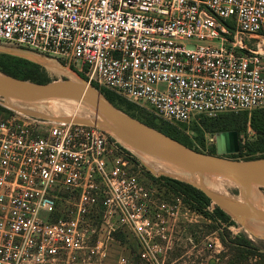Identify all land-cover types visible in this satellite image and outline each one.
Wrapping results in <instances>:
<instances>
[{
    "label": "built area",
    "instance_id": "2783aa9c",
    "mask_svg": "<svg viewBox=\"0 0 264 264\" xmlns=\"http://www.w3.org/2000/svg\"><path fill=\"white\" fill-rule=\"evenodd\" d=\"M0 46L79 62L89 84L190 134L264 109V0H0ZM4 108L0 264H78L99 221L109 238L146 233L148 176L109 133ZM254 138L248 124L240 141Z\"/></svg>",
    "mask_w": 264,
    "mask_h": 264
},
{
    "label": "rangeland",
    "instance_id": "374dc122",
    "mask_svg": "<svg viewBox=\"0 0 264 264\" xmlns=\"http://www.w3.org/2000/svg\"><path fill=\"white\" fill-rule=\"evenodd\" d=\"M0 52L38 64L41 67L42 73L52 81H83L77 73H85L86 71V66L79 62L69 64L66 61L40 57L22 49L0 46ZM52 61H55L57 64ZM83 82L89 84L88 81ZM89 85L92 87L91 84ZM92 91L95 92L94 90ZM97 92L101 94L99 90ZM16 102L21 103L18 100ZM2 104L4 105L3 101H0V107L4 108ZM62 104L65 106V110L72 116L94 115L92 111L75 103L62 100ZM115 104L123 113L130 112L136 119L141 121L146 119V116L136 108V110L130 108L129 105L118 100L115 101ZM22 105H18L17 108L21 109ZM22 109L42 112L41 109H30L26 108L25 105H23ZM8 111V113L0 111V118L6 117L10 113V110ZM185 134L188 139L193 141L196 147H199L189 130ZM110 136L119 143L118 138ZM204 139L205 150L215 148V144L209 143L205 136ZM120 146L125 149L121 144ZM126 151H129L133 157L135 156L134 159L142 172H147L156 179L165 177L169 179L174 178L173 180L177 181L183 180V182L202 183L206 189L220 196L222 199L237 198V202L233 203L237 210H242L246 213L253 212L252 207L241 199L243 196L240 193L239 186L231 180L223 179L225 177L222 178V176L214 175V177L202 178L195 182L191 179L173 176L169 171L157 168L153 163L142 160L134 152L128 149ZM147 169L164 175H153V172L151 173ZM139 178L142 184L145 183L143 182L144 174ZM246 186L259 196L254 197L251 195L250 198L264 204V188L254 183ZM146 187L150 192V200L146 203V216L149 219L148 226L144 227L146 233L141 232L139 236H136L129 228L125 227L124 230H116L109 238L106 226L99 221L97 227L100 228L103 225L102 229L104 231L101 232V238L94 239L90 243L91 247H95L94 253L92 254L89 251L88 254L78 257L76 260L78 264H229V262L235 264L237 258H231L221 241V235H225L226 230L230 233L229 237H225L227 241L237 236H242L251 241L259 250L264 251V231L256 228L249 221L250 217L245 218L246 220L241 224L237 218L228 215L232 223L215 227L216 222L212 218L197 213L189 205L183 203L178 197L167 191L160 182L148 178ZM242 188H246L245 184H242ZM216 207L217 205L211 202L206 210L210 215H214ZM255 210L261 212L257 208ZM222 253H226L224 257H220ZM254 258H250L249 264H255L257 259L254 260ZM241 264H245V262L242 261Z\"/></svg>",
    "mask_w": 264,
    "mask_h": 264
},
{
    "label": "water",
    "instance_id": "95a60500",
    "mask_svg": "<svg viewBox=\"0 0 264 264\" xmlns=\"http://www.w3.org/2000/svg\"><path fill=\"white\" fill-rule=\"evenodd\" d=\"M10 99L26 103L48 100H83L94 110L95 115L101 119V122L80 119H56L51 115L43 116L27 110L18 111L8 107L5 103L4 106L23 115L37 117L45 121L73 123L95 127L107 133L111 132L128 146L167 161L191 173L224 176L243 185L254 183L264 188V160L241 161L227 158V156L239 153V139L235 131L215 134L214 155L196 151L166 137L141 121L118 110L94 87L81 80L78 82L56 80L47 84H38L0 72V100ZM185 183L201 191L220 210L237 218L241 224L246 220L245 218L249 217L264 222V213L262 212L253 211L246 213L242 210L234 209L228 201L208 191L202 183L199 185Z\"/></svg>",
    "mask_w": 264,
    "mask_h": 264
},
{
    "label": "trees",
    "instance_id": "16d2710c",
    "mask_svg": "<svg viewBox=\"0 0 264 264\" xmlns=\"http://www.w3.org/2000/svg\"><path fill=\"white\" fill-rule=\"evenodd\" d=\"M85 70V73H77V75L80 77V79L87 82V68H85ZM0 72L14 78L31 81L38 84H47L52 82V80H50L42 73L41 67L38 64L2 52H0ZM91 85L95 89L99 90L104 98L118 110L122 111L115 104L116 100L121 101L129 105L130 108L135 109L134 106L117 98L112 93L99 89L98 86L93 83H91ZM0 111L7 113L9 112L7 109L2 107H0ZM139 112L146 116V119H144L143 121L137 119L138 121H141L150 128L189 148L212 155L215 154V148L205 150L204 133L217 134L222 132L235 131L237 132L239 139V153L237 155L227 156V158L241 161L264 160V109L254 111L250 115H248L247 113L221 115L215 120L203 122V131L196 126L192 127L191 130L193 131V136L199 147H196L193 141L191 139H188L185 134V129H178L162 121L156 120L154 117L149 116L143 111ZM125 113L130 117L136 119L132 114H130V112ZM248 124L250 128L255 132V138L242 143L240 141V136L242 133L246 132ZM124 151L130 154L126 151V149ZM146 174L150 180L160 182L163 187L167 189V191L178 197L183 203L189 205L197 213L202 216H208L212 218L213 221L216 222L215 227H219L222 224L232 223L229 216L226 215L218 207H216V213L214 215H210L206 209L211 204V201L195 187L182 181H177L165 177L156 179L150 176L149 173L146 172ZM152 174L156 175L154 173ZM226 236H230V233L227 230L225 231V235H221V241L224 247L229 252L231 258H237L235 264H241L242 261H244L245 264H249V260L251 257H255L254 260L257 259V261H255V264H264V251L259 250L251 241L242 236H237L227 241L225 239ZM225 254L226 253H222L220 257H224ZM229 264L233 263L229 262Z\"/></svg>",
    "mask_w": 264,
    "mask_h": 264
},
{
    "label": "bare ground",
    "instance_id": "6f19581e",
    "mask_svg": "<svg viewBox=\"0 0 264 264\" xmlns=\"http://www.w3.org/2000/svg\"><path fill=\"white\" fill-rule=\"evenodd\" d=\"M52 62L56 63L55 61H52ZM70 81L78 82V81H75V80H70ZM66 101H69V102L75 103L77 105L83 106V107L87 108L88 110L92 111L94 113V115H91V116H80V117L72 116V115H70L65 110V108H64L65 106L62 104V100H48V101L36 102V103H26V102H22L21 101V103H20V102H16L15 99H10V100L3 101V103H5L8 107H11L12 109H15V110H18V111H22L23 110L22 109L23 105H25L26 108H30V109H41L42 112L32 111V110H27V111L34 112V113H39V114H42L43 116L51 115V116H53L56 119H70V120H72V119H80V120H85V121L88 120V121L101 122V119L98 118L95 115L94 110L87 103H85L83 100H80V101H78V100L77 101H74V100H66ZM21 104H23L22 107H21V109H18L17 108L18 105H21ZM109 134L112 135V136H114V137H116V138H118L117 136H115L111 132H109ZM119 143L125 149H128V150L134 152L135 154H137L142 160H145L148 163H153L154 165H156L157 168H162L164 170L169 171L170 174L173 175V176L180 177V178H185V179H191L192 181H195V182L198 181V180H200V179H202V178L214 177V174H207V173H204V174H196V173H191V172H189L187 170H184V169H182L180 167H177V166H175V165H173V164H171V163H169L167 161H164V160L159 159V158H157L155 156H152L150 154H147V153L141 152L139 150H136V149L128 146L127 144H125L120 139H119ZM148 170L151 171V172H153V173H155L151 169H148ZM155 174L164 175L162 173H155ZM216 177H218V176H216ZM223 177L224 176H222V178ZM170 178H172V177H170ZM226 178L227 177H225L223 179H225V180H231L233 183H235V184H237L239 186L240 193L243 196L241 199L243 201H245L249 206H251L252 209H253V211H256L255 208H257L261 212L264 213V204L250 198L251 195H253L254 197H259V196L251 188H249L248 186H246L248 184H245V187L246 188L243 189L242 188V184L237 183V182L233 181L232 179H229V178L226 179ZM181 181H183V180H181ZM185 182H188V181H185ZM188 183H192L194 185H199V184H196V183H193V182H188ZM208 191H210V190H208ZM224 200L228 201L229 204H230V206L233 207L234 209H236L234 207L233 203L234 202L235 203L237 202V198H232L231 197V198H226ZM249 221H251L256 228L264 231V222H261L259 220L253 219L251 217L249 218Z\"/></svg>",
    "mask_w": 264,
    "mask_h": 264
}]
</instances>
